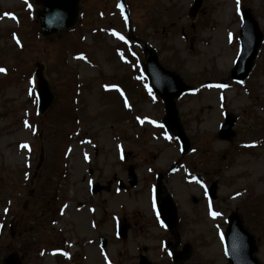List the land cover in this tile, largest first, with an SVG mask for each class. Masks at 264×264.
<instances>
[{"label": "rangeland", "instance_id": "374dc122", "mask_svg": "<svg viewBox=\"0 0 264 264\" xmlns=\"http://www.w3.org/2000/svg\"><path fill=\"white\" fill-rule=\"evenodd\" d=\"M127 1L130 17L119 0H82L77 26L44 38L33 0H0V264L10 252L22 264H139L141 254L175 264L170 252L186 243L192 255L178 264H229L221 236L236 211L264 264V39L248 78L230 77L240 13L251 10L264 33V0H202L193 18L194 0ZM129 32L132 45L120 38L130 43ZM145 44L197 87L177 100L192 143L185 155L152 123L165 108L149 94ZM39 64L56 94L44 114L34 102ZM225 112L238 117L233 140L218 134ZM130 165L136 188L128 187ZM159 171L178 204L180 244L149 204ZM90 180L105 190L92 195ZM119 216L130 225L126 239L116 235ZM101 235L109 239L103 250Z\"/></svg>", "mask_w": 264, "mask_h": 264}, {"label": "water", "instance_id": "95a60500", "mask_svg": "<svg viewBox=\"0 0 264 264\" xmlns=\"http://www.w3.org/2000/svg\"><path fill=\"white\" fill-rule=\"evenodd\" d=\"M80 0H36V4H42L44 9L38 10L37 14L41 21V32L44 36L60 32L64 29L74 26L78 19ZM201 0H197L193 8V14L196 13ZM262 42V33L259 29L258 22L253 14L246 10L244 11V27L242 30L243 51L236 68L233 70V77L245 78L253 67V62L257 56L259 47ZM147 64L145 70L153 84V88L165 100L167 108V116L164 119L165 125L173 131L181 139L184 151L189 149L190 141L185 135L183 127L180 123L178 109L175 98L179 97L184 91L188 90V86L182 81L179 75L170 70L165 69L160 63L157 54L152 49H147ZM43 68L40 67L36 74L38 77V94L40 99L39 109L46 111L54 99V94L51 91L48 81L43 76ZM235 118L229 119L224 124L221 130L222 137L232 138L235 133L232 131V126L235 123ZM162 176L159 181L161 182ZM130 182L132 185L136 183L133 168L130 172ZM95 191L101 189V186L96 185ZM211 196L216 197V185L211 188ZM159 210L162 219L166 225L173 229L178 222L177 207L167 191L161 192V186L158 188ZM122 235L126 236L127 227L122 226ZM227 253L231 264H260L257 258L253 256L257 247L255 246V238L251 235L243 225V221L239 214L233 213L230 219V224L227 230ZM103 245H106V240H103ZM190 247L186 246L183 251L176 252L174 259H185L189 257ZM4 264H20L19 255L16 253L10 254ZM141 264H151L146 258H142Z\"/></svg>", "mask_w": 264, "mask_h": 264}, {"label": "snow or ice", "instance_id": "6c2138e0", "mask_svg": "<svg viewBox=\"0 0 264 264\" xmlns=\"http://www.w3.org/2000/svg\"><path fill=\"white\" fill-rule=\"evenodd\" d=\"M237 3H239V0H237ZM120 7L123 8V5L121 4ZM5 15L8 16V15H11V14L5 13ZM13 18H14V16H13ZM116 35H119V34L117 33ZM120 38L124 39V37H122V36H120ZM17 42H19V41H17ZM5 71H6V69L0 68V72H5ZM217 87H227V85H218ZM22 147H28V146L27 145H23ZM193 179H195V177ZM212 215L215 217V216H219L220 213L213 211ZM65 254H67V253H65Z\"/></svg>", "mask_w": 264, "mask_h": 264}, {"label": "bare ground", "instance_id": "6f19581e", "mask_svg": "<svg viewBox=\"0 0 264 264\" xmlns=\"http://www.w3.org/2000/svg\"><path fill=\"white\" fill-rule=\"evenodd\" d=\"M217 30L219 31V34H222L224 32V30H225V26H224V28L219 27ZM221 62H222V60H221ZM168 153H170V151L166 152V154H168Z\"/></svg>", "mask_w": 264, "mask_h": 264}]
</instances>
